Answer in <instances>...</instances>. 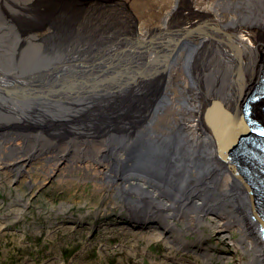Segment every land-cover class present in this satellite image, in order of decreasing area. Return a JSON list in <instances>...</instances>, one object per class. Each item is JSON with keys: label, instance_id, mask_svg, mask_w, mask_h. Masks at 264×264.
I'll return each instance as SVG.
<instances>
[{"label": "bare ground", "instance_id": "1", "mask_svg": "<svg viewBox=\"0 0 264 264\" xmlns=\"http://www.w3.org/2000/svg\"><path fill=\"white\" fill-rule=\"evenodd\" d=\"M89 1L93 0L84 2L80 14L94 27L80 30L73 25L69 34L58 33L56 14L72 11L74 0H33L39 10L43 6L46 14L54 13L42 20L37 10L31 13L36 20L30 21L38 20L40 29L23 30V16L8 17L1 8L0 64L9 67L0 66V120L9 116L43 125L56 119L55 129L37 134L40 154H51L48 159L55 158L54 145H63L58 146L68 136H84V141L97 136L90 142L96 144L93 152L69 153L66 147L57 152L58 162L45 174L58 173L62 165L66 171L94 166L77 178L116 190L115 197L132 220L147 219L157 225L153 236L165 241L168 250L155 264H191L184 256L191 249L202 264H216L217 254L227 264L229 252L234 253L227 250L232 246L228 242L243 254L238 264H264V155L260 150L264 136L257 135L243 115L246 109L256 130L264 131V0H100L101 6ZM18 8L29 12L24 5ZM130 17L137 20L136 28L121 22ZM76 31L78 38L73 36ZM64 35L77 38L84 48ZM38 47L48 51L36 52ZM76 48L77 54L72 50ZM95 48L101 55L109 53V58L98 55V70L72 72ZM115 52L127 58L116 61L111 57ZM37 53L47 58L46 64L34 67L29 58L19 64L22 55ZM103 65L107 68L97 73ZM98 79L102 91L92 94L91 88L80 89L85 82L97 88ZM136 79L144 86L147 81L153 84L152 89L137 92L144 106L142 117L131 115L137 121L122 122L116 129L98 120L92 123L98 116L127 115L125 106L108 107ZM101 103L106 107L101 109ZM60 120L77 123L63 126ZM67 124L76 128L68 130ZM143 145L149 151L140 150L137 156V148ZM7 146L8 141L0 143V150L5 153ZM12 148L6 150L15 152ZM23 157L10 158L16 161L13 169L23 165ZM69 207L61 205L57 214L70 211ZM232 227L240 239L228 238ZM208 231H217L213 246Z\"/></svg>", "mask_w": 264, "mask_h": 264}, {"label": "rangeland", "instance_id": "2", "mask_svg": "<svg viewBox=\"0 0 264 264\" xmlns=\"http://www.w3.org/2000/svg\"><path fill=\"white\" fill-rule=\"evenodd\" d=\"M32 1L0 0L4 6L0 7V13L2 8L7 11V14L2 11L3 15L8 17L23 16L20 23L23 30L40 29L39 25L36 26L38 20L30 21L31 18L34 19L31 13L37 10L36 16L41 20L47 14L54 13L46 14L45 7L41 6L39 10V6L34 5L36 2ZM81 2L83 0H74L72 4L76 6ZM11 3H14V7ZM23 5L29 12H19L18 6ZM133 20L138 25L137 20L131 17L125 22L130 25ZM148 82L150 81L145 83L146 86L141 83V90L143 87H149ZM55 120L43 125L32 120H0L3 122L0 123L3 127V132L0 131V143L8 141L9 144L3 149L5 153L0 150V264H155L156 258L168 250L165 241H158L153 236L157 225L147 219L132 220L130 214L121 206L122 203L115 197L116 190L105 189L96 181L77 178L84 176L85 171H92L94 166L84 167L85 171H66L63 168L65 165H62L58 173L45 174L56 161L58 162L60 157L57 152L65 147L72 152H80L81 149L93 152L96 144L92 145V148L90 142L99 139L95 136L96 138L84 141V136H68L66 141L63 139L64 142L58 144L63 145L58 148L54 145L51 152L55 158L48 159L47 156L51 154H40L41 139L37 134L45 129H55ZM60 121L59 125L63 126L66 123H77L74 120ZM112 123L114 124L106 126L117 128L116 122ZM65 126L68 130L76 128H68V124ZM14 131L16 135L12 134ZM29 137L31 139L26 141L25 138ZM13 145L15 149L12 148ZM32 147L35 150L30 149ZM8 148L16 151L6 150ZM20 155L24 156L23 161H20L23 165L13 169L15 166L12 167V163L16 161L11 162L10 158L14 159ZM68 166L72 167L73 164ZM61 205L70 206V211L57 214L56 210ZM139 225L141 227L138 229ZM228 230L231 232L229 239H240L238 230L234 227ZM167 232L165 233L172 235L170 231ZM208 234L211 237L209 245L213 246L217 231H208L206 236ZM228 243L232 246L227 250L234 253L228 251L231 259L227 260V264H238L243 254L240 251L238 254L235 244ZM190 251L184 255L185 260H189L191 264H202V259L195 254V249ZM217 255L214 257L216 264H222V259L217 258ZM178 258H181V255Z\"/></svg>", "mask_w": 264, "mask_h": 264}, {"label": "water", "instance_id": "3", "mask_svg": "<svg viewBox=\"0 0 264 264\" xmlns=\"http://www.w3.org/2000/svg\"><path fill=\"white\" fill-rule=\"evenodd\" d=\"M84 2H86V0H83V2H81L79 5L77 4L75 6L77 8L74 7V9L72 11L67 12L65 10V11H61L60 13H57L56 14V15H58L60 17L59 18L60 22L58 24L56 23V26H57L56 28L59 29L58 33L60 32V34H65V33H68L69 34L71 32V30H70L69 27L70 26H73V25H79L78 27L80 28V30H82L83 28H85L88 25H92L94 27L95 24L92 21H90V22L89 21H84L83 18L81 17V14L80 13H81V11L83 9V6L85 4ZM114 2H115V0H114ZM89 3H92L91 5H93V6L94 5L96 6L97 5L96 3H98L99 6H101L103 4L102 2H100V0H93L92 2L89 1ZM110 4L112 6H115L116 5V4H112L111 2H110ZM70 12H72V13H70ZM49 15H53L54 16V14H49ZM44 16H45V13L43 14V17ZM67 16H69V19H68ZM122 17L123 16H121V18ZM115 20L116 19H114L112 17V20L111 21H115ZM125 21L126 20L123 21V19H122L121 22L126 23ZM45 22H46V20H45ZM49 24H51V23H49ZM133 25H134V28H136L137 23L134 20H133ZM54 32L56 33V30L55 29H54ZM78 34H79L78 31H76V33H74L73 36H76L77 35V38H78ZM64 36H68V35H64ZM77 38L75 39V38H71V37L68 36V39L69 40L72 39V41H69V42L76 44V46L79 45V42H78V39ZM43 44L44 45H47L46 43H43ZM84 46L85 45L82 44L81 46H78V47L81 49V48H84ZM48 47H49V49H53L54 48V46L53 47L52 46H48ZM72 50H75L76 54H77L78 51H80L77 48L76 49H72ZM72 50H69V53L72 52ZM46 51H48V49H45L43 47H38V49L36 50V52H39V53L40 52H42V53L44 52L45 53ZM39 53H37V54H35V55L31 56V57H29L28 55H23V57L20 58L19 64L21 65L22 63H24L29 58V59L32 60L33 66L39 68V66H41L42 63L43 64H46V62H47V58H44L45 56H43V54H39ZM98 55L99 56H103V58L105 56L109 58V53L108 52L101 55V54H99V52L95 48V49H93V51L90 54L86 55V57L83 59L82 64H81V68H75V69L72 70V72H75V74H77V71L78 72H93L95 69H97L96 67L99 66L98 64H96V63H98ZM111 57L113 59H115L117 57L118 58L120 57V59L122 57L123 58H127L126 55L124 56L123 54H121V52H115L114 55L111 54ZM25 58H27V59H25ZM138 58H139L138 56H134V59H138ZM115 60L117 61V59H115ZM120 61H122V60H120ZM113 63H115L114 60H113ZM126 63H128V62H126ZM35 64H36V66H35ZM136 64L138 65V63H136ZM0 66L2 68H6V69L9 67V66H5L3 64V62L0 64ZM16 68L20 72H25L24 70H22V67L17 66ZM105 68H107V67L104 66L101 69L102 71L101 72H97V73H102L104 71L103 69H105ZM130 68H131V66L128 67V69H130ZM76 69H78V70H76ZM19 71H15V72H19ZM149 72H153V69L150 70ZM100 80L101 79L96 80V84H99L97 88H95L92 85H90V84H88V83L85 82V83H82L81 84L80 89H82V91H84L83 89H86V87L91 88V90H93L92 94L94 92H99L100 90L102 91V88H103L104 85H103V82H101ZM138 81H139V79H136V80H133V81L129 82V84L126 85V86H129V88H124L123 87L122 90L125 91V94L124 95H120V96H115V98H113V101H114L115 104L113 105V107L112 106L108 107V108H115V109L116 108H123L124 109L123 106H125V108H126V110L128 112L127 115H124L122 117L121 115H117L116 114V118H114V119H104V118H101L100 116H98V117L94 118V120L92 121V123L95 120H98L99 123L104 122V123H107L108 125H111V124H114V123H112V121H113V122H116L117 125H119V123H121V122L137 121L133 117H131V115H135V114L137 115V114H139L142 117L141 112L143 111V107L144 106L141 107L142 103L140 102V100H138L139 99V96H137L138 95L137 94V91L139 93L141 92L139 90L142 88V84L141 83H138ZM148 83L149 84H147V85H149V87H151V89H152V85L153 84L151 82H148ZM59 87L61 88V85ZM134 88H138V89L136 90ZM80 99L84 100L86 98L85 97H82ZM127 103H128V106H127ZM155 103H156V101L153 102L152 104L154 106H156ZM105 105H107V104H102L101 103L100 104L101 109L102 108H105L106 107ZM154 109H155V107H154ZM6 117L10 118L9 116H6ZM124 118H126V120H124ZM136 119H137V117H136ZM95 124H97V123H95ZM115 129H116V127H115ZM243 134H245V133H243ZM123 137H125L124 138L125 140H127V139L130 140V138H131V137H126V136H123ZM115 139H117V138H115ZM111 140L113 142L114 139H111ZM116 141L119 142V143L122 142V141H118V139ZM141 147L142 148H140V147L137 148V152H138L137 153V156H139V154L141 155L140 150L142 151V153H147L149 151V147L148 146L143 145ZM229 150H227V151H229Z\"/></svg>", "mask_w": 264, "mask_h": 264}]
</instances>
